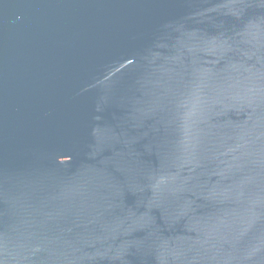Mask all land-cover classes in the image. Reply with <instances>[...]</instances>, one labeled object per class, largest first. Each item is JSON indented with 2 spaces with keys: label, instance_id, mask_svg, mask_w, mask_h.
<instances>
[{
  "label": "water",
  "instance_id": "95a60500",
  "mask_svg": "<svg viewBox=\"0 0 264 264\" xmlns=\"http://www.w3.org/2000/svg\"><path fill=\"white\" fill-rule=\"evenodd\" d=\"M0 264H264V0H0Z\"/></svg>",
  "mask_w": 264,
  "mask_h": 264
}]
</instances>
